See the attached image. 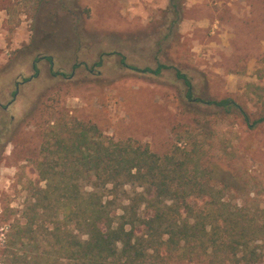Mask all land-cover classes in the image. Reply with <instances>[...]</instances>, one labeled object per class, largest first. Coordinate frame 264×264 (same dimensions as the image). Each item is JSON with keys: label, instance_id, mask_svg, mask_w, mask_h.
<instances>
[{"label": "rangeland", "instance_id": "1", "mask_svg": "<svg viewBox=\"0 0 264 264\" xmlns=\"http://www.w3.org/2000/svg\"><path fill=\"white\" fill-rule=\"evenodd\" d=\"M173 1L178 12L168 0H0V264L44 185L43 133L73 120L158 155L188 153L227 180L225 204L264 216V119L253 123L264 115V0ZM223 98L238 108L205 103Z\"/></svg>", "mask_w": 264, "mask_h": 264}, {"label": "trees", "instance_id": "2", "mask_svg": "<svg viewBox=\"0 0 264 264\" xmlns=\"http://www.w3.org/2000/svg\"><path fill=\"white\" fill-rule=\"evenodd\" d=\"M168 4L179 11L173 0ZM160 67L166 66L141 71L158 74ZM175 75L189 98V80L178 71ZM205 103L238 108L228 98ZM38 153L36 174L44 185L32 193L23 224L14 226L6 244L8 264L264 261L262 212L247 219L242 209L225 204L221 192L227 180L188 153L158 155L74 120L70 126H50ZM20 233L30 234L31 245L22 260L13 252Z\"/></svg>", "mask_w": 264, "mask_h": 264}]
</instances>
